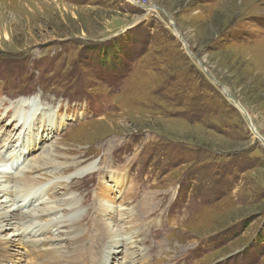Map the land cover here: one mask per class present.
I'll return each instance as SVG.
<instances>
[{"label": "rangeland", "instance_id": "1", "mask_svg": "<svg viewBox=\"0 0 264 264\" xmlns=\"http://www.w3.org/2000/svg\"><path fill=\"white\" fill-rule=\"evenodd\" d=\"M30 97L57 120L25 164L50 153L56 168L36 178L59 180L56 200L72 182L73 223L95 216L101 183L132 215L119 234L145 210L151 264H264V0H0L1 152L26 130L13 114ZM115 168L121 195L100 178Z\"/></svg>", "mask_w": 264, "mask_h": 264}, {"label": "bare ground", "instance_id": "2", "mask_svg": "<svg viewBox=\"0 0 264 264\" xmlns=\"http://www.w3.org/2000/svg\"><path fill=\"white\" fill-rule=\"evenodd\" d=\"M16 103L18 108L15 109L13 117L21 127H26V130L17 139L18 145L16 144L13 151L10 153L0 151V264H100L105 253L117 254L122 249L128 252V258L120 264H133L134 260L129 256L135 254L138 255L136 256L138 262L151 264L145 255L149 250L145 253L142 247L149 245L155 236H146L147 229L141 228L148 218L144 209L139 213L143 216L142 219H137L138 213L135 214L137 225L131 222V226L119 234L115 229L120 223L117 217L127 216L128 219L132 215L129 211L116 209L115 199L118 195L111 197L109 191L112 188L107 190L99 183L96 190H93L92 186L90 189L93 195L101 199L97 207L89 212L91 214L93 211L95 216H86L73 223L79 208H77V197L71 194L69 189L72 182L64 186L68 189V194L56 200L55 186L59 184V180L56 179L54 183H43L36 178L39 171L56 168V161L52 159L50 153L45 152L37 160L23 165L27 162V155L23 149H29L28 153H30L47 142L52 135L57 116L48 107L41 109L35 98H20ZM39 117L44 123L35 129V120ZM109 122L104 119L89 124L87 132H95L102 124ZM77 163L79 162H74L73 165L79 167L80 163ZM68 169L70 171V168ZM95 169L96 165L92 163L81 168L79 174H90ZM4 171L6 173L10 171L8 178L3 176ZM101 173L105 172H100L101 179L110 177L117 188L121 187L120 183L123 182L122 177L125 175L123 169L115 168L110 169L106 174ZM119 190L121 195V188ZM58 210L62 211L63 215L55 219L51 218ZM83 226L87 227V231L81 236L79 229ZM61 227H66V233L53 241L50 235L60 232ZM63 240H66L68 249L71 247L69 251H62ZM16 243L26 248L24 257L28 256L30 262L24 260L20 253L12 251L11 248L16 247ZM17 254L21 258H18ZM104 264H108V259Z\"/></svg>", "mask_w": 264, "mask_h": 264}, {"label": "water", "instance_id": "3", "mask_svg": "<svg viewBox=\"0 0 264 264\" xmlns=\"http://www.w3.org/2000/svg\"><path fill=\"white\" fill-rule=\"evenodd\" d=\"M242 112H244V111H242ZM244 114L247 116V113H246V112H244ZM250 126H251L253 132H255L251 124H250ZM255 134H256V133H255Z\"/></svg>", "mask_w": 264, "mask_h": 264}]
</instances>
